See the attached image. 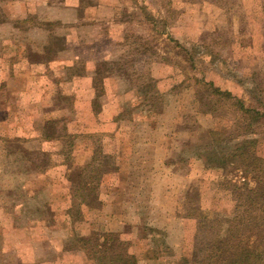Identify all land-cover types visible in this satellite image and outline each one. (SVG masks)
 Wrapping results in <instances>:
<instances>
[{
  "label": "rangeland",
  "instance_id": "obj_1",
  "mask_svg": "<svg viewBox=\"0 0 264 264\" xmlns=\"http://www.w3.org/2000/svg\"><path fill=\"white\" fill-rule=\"evenodd\" d=\"M202 79L264 110V0H0V264H95L77 245L106 232L137 264H178L219 233L186 213L214 200L230 212L217 180L240 173L200 155L209 130L230 146L246 136ZM94 151L86 205L69 177Z\"/></svg>",
  "mask_w": 264,
  "mask_h": 264
},
{
  "label": "trees",
  "instance_id": "obj_2",
  "mask_svg": "<svg viewBox=\"0 0 264 264\" xmlns=\"http://www.w3.org/2000/svg\"><path fill=\"white\" fill-rule=\"evenodd\" d=\"M108 75L101 69V64L95 69L92 76L95 89L94 104L98 103V98L104 93L103 78ZM199 83L201 87L208 89L214 98L213 102L229 101L238 112L239 121H243L236 135L246 137L230 146L231 140L222 130H209L215 148L211 146L200 155L206 167H216L223 172L237 170L241 180L232 181L227 177V173L217 180L219 192L230 195L234 201L230 212L218 209L213 204L215 200L210 204L200 202L203 206L199 204L198 207L188 209L186 216L194 218L198 231L207 230L211 225L216 226L219 223L221 226L218 228L219 233L203 236L192 246L189 257H182L178 264H264V156L256 151V138L247 137L256 133L255 127L264 122V110L247 106L242 99L228 90L214 86L212 82H204L202 79ZM92 111L96 115L97 108ZM44 137L50 138V132L44 134ZM95 153L96 151L82 171L70 174L69 177L70 180L72 177L81 178L76 188L83 195V200H86V205L88 197L96 190L95 181L102 177L100 170L90 168L95 166ZM70 211L69 215L71 213L72 216V210ZM98 236L99 234L94 233V239L81 238L80 242L78 241L80 245H77L84 251L85 256L95 260V264H137L139 257L128 251V244L120 238L119 233H103L101 241L96 239Z\"/></svg>",
  "mask_w": 264,
  "mask_h": 264
}]
</instances>
